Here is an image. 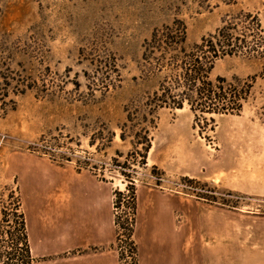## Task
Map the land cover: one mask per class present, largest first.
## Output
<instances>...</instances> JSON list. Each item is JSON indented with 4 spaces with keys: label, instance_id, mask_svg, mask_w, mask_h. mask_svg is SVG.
<instances>
[{
    "label": "rangeland",
    "instance_id": "374dc122",
    "mask_svg": "<svg viewBox=\"0 0 264 264\" xmlns=\"http://www.w3.org/2000/svg\"><path fill=\"white\" fill-rule=\"evenodd\" d=\"M238 12L264 36V0H0V219L18 201L31 264H264L259 66L214 63L250 80L238 114L145 108L152 32Z\"/></svg>",
    "mask_w": 264,
    "mask_h": 264
},
{
    "label": "trees",
    "instance_id": "16d2710c",
    "mask_svg": "<svg viewBox=\"0 0 264 264\" xmlns=\"http://www.w3.org/2000/svg\"><path fill=\"white\" fill-rule=\"evenodd\" d=\"M236 56L253 60L264 77V36L257 18L248 13L234 14L208 39L191 46L179 20L154 30L141 55L145 79L153 85L146 98L147 115L164 108L181 110L185 105L194 115L240 113L250 95V80L210 79L217 60ZM137 114L130 113L127 119ZM141 118L152 123L146 116ZM14 200L1 212L0 264H31L25 221Z\"/></svg>",
    "mask_w": 264,
    "mask_h": 264
},
{
    "label": "bare ground",
    "instance_id": "6f19581e",
    "mask_svg": "<svg viewBox=\"0 0 264 264\" xmlns=\"http://www.w3.org/2000/svg\"><path fill=\"white\" fill-rule=\"evenodd\" d=\"M187 247V246H186Z\"/></svg>",
    "mask_w": 264,
    "mask_h": 264
}]
</instances>
